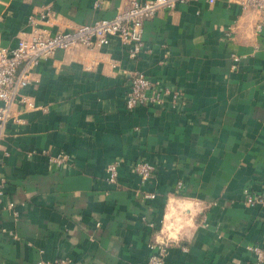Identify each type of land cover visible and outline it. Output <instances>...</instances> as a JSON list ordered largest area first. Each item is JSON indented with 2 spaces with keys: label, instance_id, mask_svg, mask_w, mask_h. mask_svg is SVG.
<instances>
[{
  "label": "crops",
  "instance_id": "obj_1",
  "mask_svg": "<svg viewBox=\"0 0 264 264\" xmlns=\"http://www.w3.org/2000/svg\"><path fill=\"white\" fill-rule=\"evenodd\" d=\"M126 0H0V44L111 18ZM144 51L58 49L40 60L0 141V264H264V15L241 0H188L144 22ZM180 90L159 106L125 107L128 75ZM62 153L65 161L50 156ZM118 159L117 181L106 164ZM156 175L142 182L131 164ZM154 194L148 198L146 194ZM150 245H154L151 247Z\"/></svg>",
  "mask_w": 264,
  "mask_h": 264
},
{
  "label": "built area",
  "instance_id": "obj_2",
  "mask_svg": "<svg viewBox=\"0 0 264 264\" xmlns=\"http://www.w3.org/2000/svg\"><path fill=\"white\" fill-rule=\"evenodd\" d=\"M188 0H126V6L111 18H101L90 24H81L68 30L49 34L46 30L39 31L36 21L48 20L49 11L39 14V17H29V24L33 31L18 39L13 47L0 44V141L5 135L6 125L20 122L16 107L33 108L31 96L23 93V89L31 82L30 74L40 60L53 55L58 49L75 47H93L108 44L115 37L130 59L137 57L144 51L143 40L144 22L153 17L159 10H172L178 3ZM212 1V0H210ZM244 8L257 11L264 15V0H241ZM127 92L124 98L125 107L132 110L139 106H159L163 102V95L173 92L174 97L181 95L180 90L168 87H157L143 72H131L128 75ZM62 153L50 156L55 163L65 161ZM120 161L113 159L106 164L107 180L117 181V171ZM131 171L142 182L149 181L156 175V166L146 159H138L131 164ZM6 187V178L0 172V197ZM152 198L154 194H146ZM244 202L247 205L258 206L264 211V192L250 188L244 190ZM170 243L162 242L156 245L158 251L151 254L142 264H164ZM153 247L154 245H150ZM257 258L264 259V244L249 247ZM48 264H67L58 259Z\"/></svg>",
  "mask_w": 264,
  "mask_h": 264
}]
</instances>
